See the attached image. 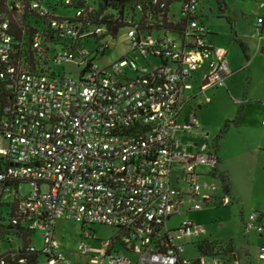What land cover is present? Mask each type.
Segmentation results:
<instances>
[{
	"label": "built area",
	"instance_id": "2783aa9c",
	"mask_svg": "<svg viewBox=\"0 0 264 264\" xmlns=\"http://www.w3.org/2000/svg\"><path fill=\"white\" fill-rule=\"evenodd\" d=\"M63 1L80 5L70 10L73 15L58 16L41 1H32L31 9L47 21L49 32L35 30L28 45L42 67L54 49L49 44L62 39L61 51L52 52L53 62L75 63L76 78L26 68L16 57L7 21L0 25V81L10 95L0 114V193L11 192L15 182L16 191L21 183L33 187L30 196L12 206L9 224L43 232L44 248L39 251L47 264H71L55 238L59 220L81 224L82 254L92 253L86 244L90 226L102 225L125 233L120 239L140 253L138 264H224L215 256H185L180 240L196 233L191 222L183 221L172 232L165 225L184 203L185 193L177 183H185L195 196L200 190L196 164L213 168L217 163L206 135L200 145L182 141L181 135L193 132L199 123L194 114L181 121V96L192 89L193 73L204 64L200 92L225 86L231 74L225 56L207 43L209 30L199 0L180 3L177 19L169 9V18L186 20L180 34L148 31L140 5L121 19L110 8L100 11L97 0ZM152 2L167 8L165 0ZM258 7L264 11V0ZM263 23L264 16L257 17L258 37ZM123 27L128 51L98 65L95 58L105 55ZM92 38L94 51L87 48ZM200 208L195 204L191 210ZM248 219L247 229L262 228L258 213ZM105 245L107 264H131L124 257H112L111 244ZM28 250L36 251L31 240ZM259 257L264 259V246ZM92 262L105 264L94 256Z\"/></svg>",
	"mask_w": 264,
	"mask_h": 264
},
{
	"label": "rangeland",
	"instance_id": "374dc122",
	"mask_svg": "<svg viewBox=\"0 0 264 264\" xmlns=\"http://www.w3.org/2000/svg\"><path fill=\"white\" fill-rule=\"evenodd\" d=\"M62 0H43L44 5L51 12L54 4ZM262 0H225L228 11L226 18L221 16L218 4L215 0H199V13L209 31L214 33L210 37L213 47L219 54L225 56L232 69V77L226 79L225 86L211 87L192 106L196 112V119L200 123L197 134L201 139L192 136L193 133L182 134L181 139L185 144H192L196 140L202 144L206 135L211 151V143L225 120H233L237 116V111L243 103V92L248 87L247 96L252 98L254 103H249L261 110L260 102L264 101V32L262 37L254 36L257 17H263L264 11L259 9L258 3ZM49 3V5L47 4ZM179 3L171 5V18L178 15ZM55 15L71 16L73 11H69L62 5H58ZM65 11H69L65 13ZM175 18V17H174ZM208 18V20H207ZM176 38L175 35H170ZM237 36V37H236ZM240 39L247 47L249 61L244 64L242 50L235 40ZM50 47L56 51L63 48V40L51 42ZM97 47L95 39L92 38L87 43V48L94 51ZM129 49L127 31L123 27L117 36L110 40V46L102 57L95 58V62L102 66L123 56ZM54 53V52H53ZM142 62V59H140ZM157 64V60H152ZM248 69H247V68ZM42 68L55 72L57 75L76 78L78 67L75 63H67L63 66L55 65L53 54L48 57L47 64ZM201 70H196L194 77ZM250 71V78L248 74ZM197 77L196 82L191 83L192 89L200 86ZM209 97V103L198 109V101H205ZM191 108V107H190ZM190 110V109H189ZM255 115L248 111L241 125L230 126L220 140L221 156L224 159L222 168L229 171L232 179V197H225L222 194L220 181L211 176L212 165L196 164L195 173L198 175L197 183L200 190L197 195L191 196L189 187L184 183H177V187L185 193L183 205L178 209V213L166 221L168 231H175L183 221H189L196 229V233L185 237L180 241L185 244L184 254L187 257H197L200 253L197 244L207 240L215 243V252L227 254V245L231 246V253L235 255L236 264H264V259H260V249L264 246V219L257 220V224L262 228H246L249 215L252 213L264 214V117ZM255 118V119H254ZM258 120V122H257ZM192 140V141H191ZM199 144V145H200ZM11 192L0 193V214L5 218L11 211V205L20 198L31 195L33 187L29 183H21L16 191L11 187ZM40 190L47 192L46 185H41ZM200 205V210H191L195 205ZM7 219V218H6ZM7 223V221L5 222ZM88 227L85 226L84 229ZM89 229V228H88ZM91 237L86 240V244L92 249L91 254H82L78 251V245L82 241V228L80 223L69 220H59L55 228V238L60 242L61 250L71 261V264H96L97 262L108 263L109 257H104L103 252L106 245L110 243L111 256H120L127 259L131 264H138L141 255L131 251L130 245L125 248L118 237L117 228L91 225ZM138 242V241H137ZM31 244L36 250L44 248L43 232L40 230L32 234ZM225 248V249H224ZM102 260V261H101ZM207 262L209 259L206 260ZM39 264H47L46 258L42 255Z\"/></svg>",
	"mask_w": 264,
	"mask_h": 264
},
{
	"label": "trees",
	"instance_id": "16d2710c",
	"mask_svg": "<svg viewBox=\"0 0 264 264\" xmlns=\"http://www.w3.org/2000/svg\"><path fill=\"white\" fill-rule=\"evenodd\" d=\"M35 0H0V25L7 21L9 25V32L13 37L14 46L17 49L16 57L26 68L31 71L43 70L38 66L37 58L33 56L31 49L28 45V36L30 31L40 29L42 31L49 32L47 21L40 18L38 14L31 9L30 5ZM43 3V0H39ZM99 10L110 8L115 10L119 14V18H124L126 15L135 12V7L140 5L142 7L143 18H145V27L148 31H164L180 34L185 26L186 20L181 18L173 20L168 17V12L172 4L182 3L186 0H165L167 8L161 10L157 5H153V0H97ZM218 4L219 10L223 11L226 8L225 0H215ZM49 5V3H47ZM67 10L78 7L80 4L66 5L64 1L54 4L52 12L57 11L58 5ZM68 11H65L67 13ZM148 14L149 16H147ZM230 21V19H227ZM117 27L122 26L119 22H116ZM33 34V33H32ZM245 54V59L248 57L245 53L244 45L236 40ZM54 49L49 50L52 53ZM45 63V62H44ZM1 67V66H0ZM10 95L6 92L3 83L0 81V114H2V108L8 103ZM241 110L238 109L237 116L234 120H226L223 122L219 133L214 137L212 147L217 157V163L212 168L211 176L216 177L220 181L221 191L224 197H232V183L230 174L228 171L221 168V159L218 156L219 141L223 138L230 126L239 125V116ZM18 182L13 183L14 187L18 186ZM2 194V193H1ZM2 205V202H0ZM11 205V210L12 206ZM1 211V210H0ZM11 212V211H10ZM6 216L9 215V213ZM0 214V264H39L43 253L39 250L30 252V240L34 232L24 227H12L9 224L8 218L6 219ZM7 221V223H5ZM119 230V229H118ZM125 233L119 230L118 237L121 238ZM13 239V240H12ZM12 240V241H11ZM122 245V240L119 239ZM126 248V247H125ZM200 255L203 256H217L219 253L215 252V243L203 240L197 244ZM225 249V248H224ZM228 253H220L224 264H235L234 253H231L230 244L227 245ZM109 252H107L108 254ZM44 256V255H43Z\"/></svg>",
	"mask_w": 264,
	"mask_h": 264
},
{
	"label": "crops",
	"instance_id": "0c3cea01",
	"mask_svg": "<svg viewBox=\"0 0 264 264\" xmlns=\"http://www.w3.org/2000/svg\"><path fill=\"white\" fill-rule=\"evenodd\" d=\"M255 1V0H254ZM225 4H226V2H225ZM179 8V7H178ZM170 10H171V8H170ZM178 11V10H177ZM227 12H229L228 11V6H227V4H226V8L223 10V11H221V16H223L224 18H226L228 15H227ZM200 16H201V18L203 17L201 14H200ZM174 17L175 18H173V19H177L178 18V15L177 16H175L174 15ZM228 18H226V20H227ZM207 20H208V18H207ZM227 22L228 23H230L231 24V22L230 21H228L227 20ZM208 28V30H209V27H207ZM263 32H264V23H263V25H262V30H261V37L263 36ZM254 33V36L256 37V35H255V32H253ZM212 36H214V33H212V32H210L209 31V34H208V36H207V43L208 44H210V45H213V43L211 42V38L210 37H212ZM237 37V36H236ZM235 40H239L243 45H244V47H245V53H246V56L248 57V60H246L245 59V54H244V52L242 51V54H243V57H244V64H246L248 61H249V56H248V54H247V46L240 40V39H238V38H235ZM238 43V42H237ZM242 50V49H241ZM262 54H264V51H262ZM226 59V58H225ZM227 64H228V62H227ZM228 67H229V70L231 71V74L227 77L228 79H230L231 77H232V69L230 68V66H229V64H228ZM247 68V67H246ZM206 65L204 64L202 67H200V68H198L197 70H201L200 71V73H198V75H196V77H194V74H193V76H192V78H191V83H193V82H196V78L198 77L199 78V80H200V84L199 85H201V83L203 82V76H204V73L206 72ZM248 69V68H247ZM195 73V72H194ZM226 78V79H227ZM248 78H250V71H249V74H248ZM210 88H208L207 90H209ZM207 90H205L204 92H200V86L196 89V91H194L193 89H191V90H187V91H184V93L182 94V96H181V99L183 100V103H184V107H183V110H182V112H181V116H180V119H181V121H184L190 114H194L195 116H196V112H195V109H194V107L192 106V103H193V101H196L197 99H199V97L201 96V95H203ZM247 92H248V87H246L245 88V90H244V92H243V103H242V105H241V107H240V110H241V112H240V116H239V125L238 126H240L241 125V119H243L244 117H245V115H246V113L248 112V111H250L251 113H254L255 115L257 114V115H260V117H264V109H261V110H259V109H257V108H259V107H254V106H252L251 104H249V103H254L253 101H252V98H250V97H248L247 96ZM206 98H208L209 99V97L207 96ZM209 103V101L206 103L205 101L203 102L202 100L201 101H198V109H200L201 108V106H204V105H206V104H208ZM260 105H261V107H264V101H261L260 102ZM191 107V108H190ZM190 109V110H189ZM259 117V118H260ZM258 117H257V119H259ZM255 119V118H254ZM234 120V119H233ZM226 121V120H225ZM229 121H231V120H229ZM257 122H258V120H257ZM199 123V122H198ZM199 126H200V123H199ZM233 126V125H232ZM238 126H234V127H238ZM199 129V127L197 128V129H195L192 133H193V135L192 136H196V137H199V135L196 133L197 132V130ZM199 139H201V136L199 137ZM192 141V140H191ZM201 142H199L198 140H196L194 143L192 142V144H196V145H199ZM212 143H213V140H212ZM220 143H221V141H219V151H218V156H219V158L221 159V168H222V164L224 163V159L222 158V156H221V152H220V150H221V147H220ZM189 149V148H188ZM222 169H224V168H222ZM225 170V169H224ZM195 171H196V169H195ZM227 171V170H226ZM229 172V171H228ZM230 174V173H229ZM231 179V178H230ZM231 183H232V179H231ZM232 186H233V183H232ZM259 216H260V219L262 218V219H264V214L263 213H259ZM107 242H104V244H106ZM112 250V247H111V249H110V251ZM109 251V252H110ZM198 257V256H197ZM197 257H195V258H197ZM190 258H194V257H190ZM235 259V258H234ZM236 264V263H235Z\"/></svg>",
	"mask_w": 264,
	"mask_h": 264
},
{
	"label": "water",
	"instance_id": "95a60500",
	"mask_svg": "<svg viewBox=\"0 0 264 264\" xmlns=\"http://www.w3.org/2000/svg\"><path fill=\"white\" fill-rule=\"evenodd\" d=\"M32 33H33V31H30V34H29V36H28V43H29V44H30V42H31ZM234 257H235V255H234Z\"/></svg>",
	"mask_w": 264,
	"mask_h": 264
}]
</instances>
